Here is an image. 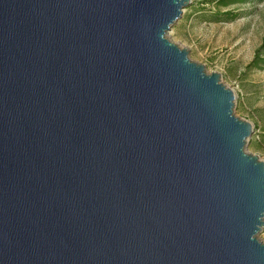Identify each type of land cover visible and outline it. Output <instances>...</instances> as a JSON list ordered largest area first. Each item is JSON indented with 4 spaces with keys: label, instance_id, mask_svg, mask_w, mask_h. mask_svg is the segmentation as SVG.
<instances>
[{
    "label": "water",
    "instance_id": "1",
    "mask_svg": "<svg viewBox=\"0 0 264 264\" xmlns=\"http://www.w3.org/2000/svg\"><path fill=\"white\" fill-rule=\"evenodd\" d=\"M191 3L0 0V264H264L253 124L167 38Z\"/></svg>",
    "mask_w": 264,
    "mask_h": 264
},
{
    "label": "rangeland",
    "instance_id": "2",
    "mask_svg": "<svg viewBox=\"0 0 264 264\" xmlns=\"http://www.w3.org/2000/svg\"><path fill=\"white\" fill-rule=\"evenodd\" d=\"M217 1L192 0L167 38L233 89L235 115L253 124L246 150L264 160V0ZM257 236L264 241V227Z\"/></svg>",
    "mask_w": 264,
    "mask_h": 264
},
{
    "label": "trees",
    "instance_id": "3",
    "mask_svg": "<svg viewBox=\"0 0 264 264\" xmlns=\"http://www.w3.org/2000/svg\"><path fill=\"white\" fill-rule=\"evenodd\" d=\"M240 1H242V0H218L217 1V5H215L216 6V8H218L220 5L221 6H226V5H229V4H234V3H236V2H240ZM220 15H224L222 12H220L219 10H216L215 12H214V16H216V17H219ZM220 18V17H219ZM219 18L217 19V20H219ZM264 40V39H263ZM264 45V44H263ZM262 45V46H263Z\"/></svg>",
    "mask_w": 264,
    "mask_h": 264
}]
</instances>
